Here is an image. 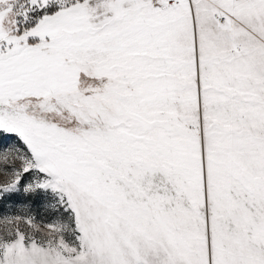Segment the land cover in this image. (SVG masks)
Returning <instances> with one entry per match:
<instances>
[{
  "label": "snow or ice",
  "instance_id": "snow-or-ice-1",
  "mask_svg": "<svg viewBox=\"0 0 264 264\" xmlns=\"http://www.w3.org/2000/svg\"><path fill=\"white\" fill-rule=\"evenodd\" d=\"M0 264H264V0H0Z\"/></svg>",
  "mask_w": 264,
  "mask_h": 264
}]
</instances>
